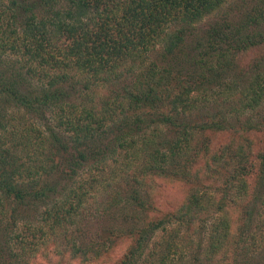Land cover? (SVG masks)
<instances>
[{"label":"trees","instance_id":"obj_1","mask_svg":"<svg viewBox=\"0 0 264 264\" xmlns=\"http://www.w3.org/2000/svg\"><path fill=\"white\" fill-rule=\"evenodd\" d=\"M229 2L0 0V264H264V0Z\"/></svg>","mask_w":264,"mask_h":264},{"label":"rangeland","instance_id":"obj_2","mask_svg":"<svg viewBox=\"0 0 264 264\" xmlns=\"http://www.w3.org/2000/svg\"><path fill=\"white\" fill-rule=\"evenodd\" d=\"M261 0H231V2L228 3V6H226L224 8V10L222 11V13L220 14L221 17L224 16L226 14V17H228V19L230 20V22L237 25V23L239 21L244 22L245 20V16L246 14H248L250 12V10L256 9V6L261 3ZM247 11V12H246ZM225 12V14H224ZM221 17H216L221 18ZM212 18H207L205 19L199 26H198V30H204L205 28L208 27L209 23L211 22ZM259 28V29H258ZM257 30H252L255 33L256 32H261V34L264 36V25L258 27ZM250 33H253V32ZM199 34L201 35V33L199 32ZM194 38V37H193ZM187 45L189 46V43L187 41ZM264 53V49H257V50H252L248 53L245 54H241L240 56H238V64L240 67H242L244 69V71H246L251 64L254 63V61H252L253 59H255L256 56L260 55ZM153 58H155L154 54L152 55ZM240 57V58H239ZM154 60V59H152ZM249 64V65H248ZM247 65V66H246ZM249 115V113L247 114ZM255 140H261V135H258V137ZM154 191V203L153 205L155 207H158L161 211H169V210H173V207H175L181 200H182V196L184 194V187L181 185H169L167 183H165V181L163 180H159L157 181V183L155 184V186H153ZM186 190V189H185ZM159 235H161V233H158V235L155 236L154 240L150 243L152 244L153 242L157 241V238H159ZM193 236V235H192ZM196 237V235L193 236V238ZM122 241L121 243H119V245L115 248L117 253L119 252V250L121 248H124V246L127 243V240H120ZM152 246V245H151ZM151 246L149 247V249L151 248ZM147 250L148 252H150V250ZM39 264H46L45 262H41ZM94 264V263H92Z\"/></svg>","mask_w":264,"mask_h":264}]
</instances>
